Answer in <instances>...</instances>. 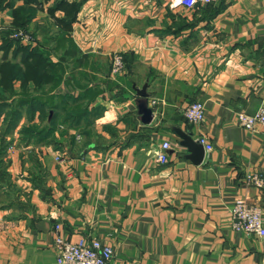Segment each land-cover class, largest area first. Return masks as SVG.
I'll list each match as a JSON object with an SVG mask.
<instances>
[{
	"label": "crops",
	"instance_id": "obj_1",
	"mask_svg": "<svg viewBox=\"0 0 264 264\" xmlns=\"http://www.w3.org/2000/svg\"><path fill=\"white\" fill-rule=\"evenodd\" d=\"M5 1L12 6L0 9V44L24 4ZM30 1L28 29L64 68L49 94L76 99L70 111L79 103L80 122L64 127L61 149L21 143L24 116L8 134L0 264H61L57 234L110 245L111 264H264V236L231 227L237 197L264 217V187L244 182L250 173L264 178V129L246 130L236 119L264 104V0L191 8L177 0ZM65 2L79 3L73 45L56 41L55 20L64 17L56 6ZM114 53L125 62L116 76ZM193 101L205 110L197 124L184 116ZM38 114L33 123L42 127ZM180 133L206 138L212 150L194 163Z\"/></svg>",
	"mask_w": 264,
	"mask_h": 264
},
{
	"label": "trees",
	"instance_id": "obj_2",
	"mask_svg": "<svg viewBox=\"0 0 264 264\" xmlns=\"http://www.w3.org/2000/svg\"><path fill=\"white\" fill-rule=\"evenodd\" d=\"M29 3H31L30 0H24L22 6L13 9L11 26L2 34L0 44L2 53L0 57V182L5 181L6 185H11L6 180L8 163L5 155L12 143V139H8V134L15 129L23 116L26 117L28 125H24L20 129L21 143L24 145L31 142L37 145L52 144L54 149H61L57 138L63 137L67 133L68 129L64 127L68 123L77 124L80 122L79 116L73 115L74 111L79 112L78 102L72 112L70 111V104L76 103V99L68 94H49L60 82L64 68L52 61L50 50H45L38 42L36 35L28 29V24L35 11L34 8L27 6ZM3 6L12 5L9 1L0 0V9ZM56 8L64 13L63 18L55 20L62 30L56 41L58 45L65 42L73 45L69 34L71 24L79 9V3L65 2L63 5L58 4ZM17 31L29 33L36 41L35 45H24L19 40L13 39L11 35ZM9 53H11L10 56ZM17 82L19 83V92L15 91ZM30 83L33 84L32 89L29 88ZM12 96H17V98H13L9 102V97ZM24 106L25 110L21 111V107ZM36 111L39 112L38 118L42 127L33 123ZM79 133L89 135V132L84 130Z\"/></svg>",
	"mask_w": 264,
	"mask_h": 264
},
{
	"label": "built area",
	"instance_id": "obj_3",
	"mask_svg": "<svg viewBox=\"0 0 264 264\" xmlns=\"http://www.w3.org/2000/svg\"><path fill=\"white\" fill-rule=\"evenodd\" d=\"M213 1L215 0H177L176 4L191 8L196 4H208ZM11 37L25 44H32L34 41L29 33L23 31L14 32ZM110 63L113 76L124 71L122 54H112ZM184 116L192 123L202 122L205 116L203 103L200 101L191 102L184 109ZM236 119L238 125L246 130L253 131L258 126L264 129V104L260 105L253 114L238 112ZM195 141L201 144L207 152L212 150V146L206 138L199 137ZM161 148L162 151L158 154V160L164 164L167 162L166 150L169 148V144L164 142ZM244 182L247 186H255L259 189L264 187V178L258 173L247 174ZM231 227L236 232L263 237L264 217L262 209L249 202L245 197H237L231 209ZM54 245L59 251L61 264H111L114 256L113 248L97 239L80 238L71 242L57 234L54 238Z\"/></svg>",
	"mask_w": 264,
	"mask_h": 264
},
{
	"label": "water",
	"instance_id": "obj_4",
	"mask_svg": "<svg viewBox=\"0 0 264 264\" xmlns=\"http://www.w3.org/2000/svg\"><path fill=\"white\" fill-rule=\"evenodd\" d=\"M137 92L142 96H146L145 88L137 90ZM179 136L181 138L180 145L188 149V151L191 153L190 157L194 163H200L203 159V146L196 142L190 134L180 133Z\"/></svg>",
	"mask_w": 264,
	"mask_h": 264
},
{
	"label": "rangeland",
	"instance_id": "obj_5",
	"mask_svg": "<svg viewBox=\"0 0 264 264\" xmlns=\"http://www.w3.org/2000/svg\"><path fill=\"white\" fill-rule=\"evenodd\" d=\"M34 35H35V34H34ZM35 43H36V41H33L32 45H35ZM22 44H24V45H25V43H22Z\"/></svg>",
	"mask_w": 264,
	"mask_h": 264
}]
</instances>
